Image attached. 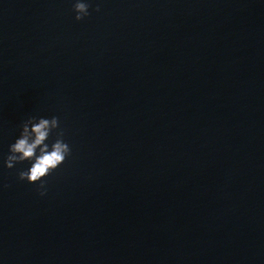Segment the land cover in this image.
<instances>
[{
	"label": "water",
	"instance_id": "water-1",
	"mask_svg": "<svg viewBox=\"0 0 264 264\" xmlns=\"http://www.w3.org/2000/svg\"><path fill=\"white\" fill-rule=\"evenodd\" d=\"M85 2L0 0V264H264V0ZM32 116L45 196L4 164Z\"/></svg>",
	"mask_w": 264,
	"mask_h": 264
},
{
	"label": "clouds",
	"instance_id": "clouds-1",
	"mask_svg": "<svg viewBox=\"0 0 264 264\" xmlns=\"http://www.w3.org/2000/svg\"><path fill=\"white\" fill-rule=\"evenodd\" d=\"M89 3L85 0H75L73 11L75 20L81 21L89 16ZM95 11H100L99 7ZM22 131L19 138L9 146L4 164L8 169H13L17 164L25 161L31 162L27 170H21L18 178L31 184H38L39 195L47 194L44 178L51 175L71 156V148L64 140V130L60 127L57 116L49 118L29 117L21 125ZM55 135L54 141L49 144V138Z\"/></svg>",
	"mask_w": 264,
	"mask_h": 264
}]
</instances>
